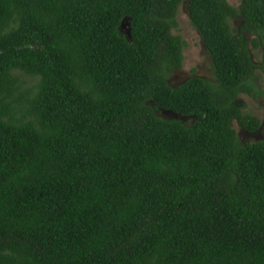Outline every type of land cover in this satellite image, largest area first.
Instances as JSON below:
<instances>
[{
  "label": "trees",
  "instance_id": "obj_1",
  "mask_svg": "<svg viewBox=\"0 0 264 264\" xmlns=\"http://www.w3.org/2000/svg\"><path fill=\"white\" fill-rule=\"evenodd\" d=\"M183 1L0 0V264H264V0H188L174 86Z\"/></svg>",
  "mask_w": 264,
  "mask_h": 264
},
{
  "label": "rangeland",
  "instance_id": "obj_2",
  "mask_svg": "<svg viewBox=\"0 0 264 264\" xmlns=\"http://www.w3.org/2000/svg\"><path fill=\"white\" fill-rule=\"evenodd\" d=\"M240 0H228L232 6H237ZM236 25L240 28V22L238 19L231 21V25ZM174 34H179L185 41L186 45L183 50L184 63L181 69L175 70L170 78L169 82L172 85L178 84L185 78H189L192 75H201L209 80H213L214 76L211 69L210 58L205 49L204 43L198 31L191 25L189 17L188 0H184L179 7L178 11V27L173 30ZM252 35L247 36V41L250 42ZM253 61L256 64H260L261 56L258 50L251 51ZM194 69V70H193ZM258 75H261L260 77ZM262 70L260 68H255L254 70V83L258 89V92L254 96H249L246 94L240 95L238 101L245 104L243 107L244 112H249L252 115L264 118V78L262 77ZM22 82V87L26 88L30 86L33 82L31 78ZM160 115L165 117L171 115L165 110H161ZM186 120L188 118H185ZM234 128L239 132L242 140H256L261 138V135L256 133H246L238 128L236 123H234Z\"/></svg>",
  "mask_w": 264,
  "mask_h": 264
},
{
  "label": "water",
  "instance_id": "obj_3",
  "mask_svg": "<svg viewBox=\"0 0 264 264\" xmlns=\"http://www.w3.org/2000/svg\"><path fill=\"white\" fill-rule=\"evenodd\" d=\"M169 114L170 113H172L171 115H169V116H167L168 118H172V117H181V116H179L178 114H176V113H174V112H171V111H167ZM185 118H187V117H185ZM185 118H183V119H185Z\"/></svg>",
  "mask_w": 264,
  "mask_h": 264
},
{
  "label": "flooded vegetation",
  "instance_id": "obj_4",
  "mask_svg": "<svg viewBox=\"0 0 264 264\" xmlns=\"http://www.w3.org/2000/svg\"><path fill=\"white\" fill-rule=\"evenodd\" d=\"M210 63H211V60H210ZM212 65V64H211ZM197 76H200V77H202V78H205V77H203V76H201V75H197ZM189 78H185L184 80H182V81H180L178 84H175L174 86H177V85H179V84H182L183 82H185L186 80H188ZM205 79H207V80H209L208 78H205Z\"/></svg>",
  "mask_w": 264,
  "mask_h": 264
}]
</instances>
